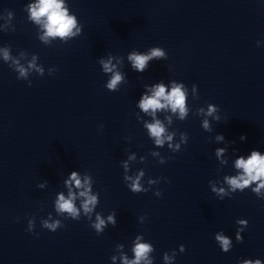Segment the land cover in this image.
Instances as JSON below:
<instances>
[{
  "label": "clouds",
  "instance_id": "9594fccd",
  "mask_svg": "<svg viewBox=\"0 0 264 264\" xmlns=\"http://www.w3.org/2000/svg\"><path fill=\"white\" fill-rule=\"evenodd\" d=\"M30 17L37 23H41V18L46 17L43 21L42 26L44 28V35L41 37L45 42L48 41L49 37H72L76 36L80 32V28L77 26V20L74 15H69L68 9L64 6V0H37V3L29 5ZM165 57V52L159 47L152 48L147 54H139L136 52L131 53L128 56L129 61L133 70L138 72H144L147 69L148 62L153 58H163ZM5 60L10 59L7 51H4ZM103 65V71L106 73H113L111 79L108 81L106 87L109 90H117V86L124 79L122 74L118 71H114L115 65L112 64L111 58L107 61H100ZM17 65V71L20 74V77H26L28 69L19 65L18 61H15ZM29 68H36V65L33 62L29 63ZM38 72L42 74L43 70L36 68ZM32 85L30 84L29 87ZM186 91L183 84L173 83L171 90L166 91V87L163 83H158L151 88V95H143L139 101L138 107L144 112L153 116V123H146L145 127L148 130L150 137L154 138L155 144L157 146H163L166 141L172 140V135L168 134L165 126L161 123L160 120L155 119V113L158 110L170 108L173 113L178 112L179 117L183 120L188 113L186 108ZM201 111H203L201 109ZM216 107L210 105L208 108L207 115H212L216 112ZM218 119V117H217ZM204 129H209V123L207 120L203 122ZM224 137L222 135L217 136V140L222 141ZM245 137L241 136V140H244ZM169 147H172L169 144ZM179 145L175 146V149H179ZM225 149L220 148L216 150V155L219 158L223 155ZM155 155V153H154ZM163 162V161H162ZM125 168L127 165L125 164ZM235 168L239 170V173L235 176H226L225 182L229 186V189L232 193H235L237 190L243 192L245 189L249 188L253 183L256 184L252 188L258 197L261 196V190L264 189V155L260 151L253 150L251 154L245 158L240 156L235 161ZM141 172L135 178L126 176V180H130L131 184L128 185L133 193H140L144 191L140 184V178L143 176ZM66 184L71 185L74 183L77 189H83L79 192V196L84 199L81 202L80 207L83 209V212L87 215L91 213L95 206L97 205V195L91 194L90 178L85 176L83 181L81 180L79 174L76 171H73L68 180L65 181ZM213 192H216L219 196L228 195L224 188L216 189L213 186ZM157 196H162V192H157ZM76 195L69 188L68 197L65 198L63 194H60L58 199L55 202V208L59 214H67V218L72 220H79L80 209L75 205ZM108 221L113 225L115 224V219L113 215L108 217ZM237 223L241 225L237 230V242L242 243L243 237L240 235L248 225L247 220H238ZM43 227L48 229L51 232H56L57 229L65 227L60 220L49 223L47 220L42 222ZM34 222L29 221L28 231L33 232ZM96 229L97 234L101 233L106 227L104 219L100 215L96 216V223L92 225ZM216 241L219 242L220 248L224 253H228L232 247V241L224 236L223 234H216ZM140 238H137L135 247L133 248L134 259L129 260L126 256L122 257L123 264H152V260L149 258V254L153 251V246L150 243H140ZM185 251V246L180 245V252ZM176 253L173 252L172 256H169L167 253L164 254V259L167 262L175 258ZM115 260V257H113ZM242 264H262L260 259H246Z\"/></svg>",
  "mask_w": 264,
  "mask_h": 264
}]
</instances>
